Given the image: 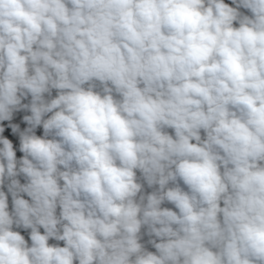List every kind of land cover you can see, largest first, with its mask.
Returning <instances> with one entry per match:
<instances>
[{"label":"clouds","instance_id":"1","mask_svg":"<svg viewBox=\"0 0 264 264\" xmlns=\"http://www.w3.org/2000/svg\"><path fill=\"white\" fill-rule=\"evenodd\" d=\"M0 264H264V0H0Z\"/></svg>","mask_w":264,"mask_h":264},{"label":"built area","instance_id":"2","mask_svg":"<svg viewBox=\"0 0 264 264\" xmlns=\"http://www.w3.org/2000/svg\"><path fill=\"white\" fill-rule=\"evenodd\" d=\"M10 138H11V137H10ZM14 142H16V141L14 140ZM19 155H21V153L18 152V156H19Z\"/></svg>","mask_w":264,"mask_h":264}]
</instances>
